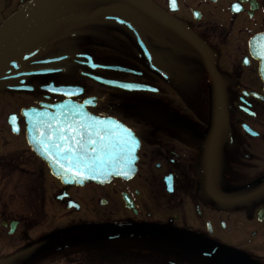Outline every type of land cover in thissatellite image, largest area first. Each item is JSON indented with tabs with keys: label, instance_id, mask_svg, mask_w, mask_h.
<instances>
[{
	"label": "flooded vegetation",
	"instance_id": "af4514ba",
	"mask_svg": "<svg viewBox=\"0 0 264 264\" xmlns=\"http://www.w3.org/2000/svg\"><path fill=\"white\" fill-rule=\"evenodd\" d=\"M62 102L135 171L52 176L22 110ZM262 184L264 0H0V264H264Z\"/></svg>",
	"mask_w": 264,
	"mask_h": 264
},
{
	"label": "water",
	"instance_id": "95a60500",
	"mask_svg": "<svg viewBox=\"0 0 264 264\" xmlns=\"http://www.w3.org/2000/svg\"><path fill=\"white\" fill-rule=\"evenodd\" d=\"M50 108L23 112L26 137L63 184H104L134 172L138 141L123 124L91 116L71 103Z\"/></svg>",
	"mask_w": 264,
	"mask_h": 264
},
{
	"label": "rangeland",
	"instance_id": "374dc122",
	"mask_svg": "<svg viewBox=\"0 0 264 264\" xmlns=\"http://www.w3.org/2000/svg\"><path fill=\"white\" fill-rule=\"evenodd\" d=\"M37 220H38L39 226H42V228H45L46 230L49 229V227L53 225V222H51V221H54V223L58 222V219L56 217L52 218L51 212H48L45 210H44V212L42 210H39L37 212ZM47 233H49V232H47ZM53 233H54V237H57V233L56 232H53ZM72 252H73V250H72ZM66 259H69V258H66ZM38 262H39V264L44 263V261H42L39 258H38ZM53 264H77V263L76 262L75 263L69 262L61 256V253L54 252Z\"/></svg>",
	"mask_w": 264,
	"mask_h": 264
}]
</instances>
